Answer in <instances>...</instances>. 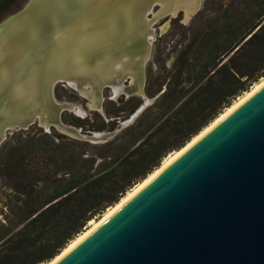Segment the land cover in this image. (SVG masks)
<instances>
[{"label":"water","instance_id":"95a60500","mask_svg":"<svg viewBox=\"0 0 264 264\" xmlns=\"http://www.w3.org/2000/svg\"><path fill=\"white\" fill-rule=\"evenodd\" d=\"M202 0H26L0 20V145L37 123L102 143L119 129L65 124L56 83L101 109L104 87L138 94L132 124L160 95L144 92L154 24ZM130 79L132 84L122 83ZM120 128V129H121ZM54 264H264V81L164 162L97 228Z\"/></svg>","mask_w":264,"mask_h":264},{"label":"trees","instance_id":"16d2710c","mask_svg":"<svg viewBox=\"0 0 264 264\" xmlns=\"http://www.w3.org/2000/svg\"><path fill=\"white\" fill-rule=\"evenodd\" d=\"M25 2L0 0V20ZM182 38L166 83L146 86L160 95L108 141L41 132L2 142L0 264L51 261L264 78V0H203Z\"/></svg>","mask_w":264,"mask_h":264},{"label":"flooded vegetation","instance_id":"af4514ba","mask_svg":"<svg viewBox=\"0 0 264 264\" xmlns=\"http://www.w3.org/2000/svg\"><path fill=\"white\" fill-rule=\"evenodd\" d=\"M190 21L187 24H189ZM179 24L187 25L183 22V13L181 11L174 16L172 15L165 16L159 19L154 24L155 39L152 41V51H151L150 59L148 60L145 67L146 80H145L144 92L147 94H149L146 87L147 84H151V81L156 79L158 80V82H161L163 78L168 79L169 77V76L166 77L169 71L166 68V63L162 64L161 59L159 60L157 54L158 46L162 42V40L168 35L173 37L183 36L184 28L180 29L178 27ZM182 41L183 38L182 40H180L178 44H176L175 52L180 47ZM165 83L162 81V83L160 84H165ZM116 84H132V83H130V79H126L122 83H116ZM102 95H103V100L101 103V109H98L90 106L92 104L90 99L80 94L78 90L68 85V83L60 81L56 83L54 87V96L56 99H58L60 102H68L75 105V108L73 110H64L61 113L62 121L65 124L78 127L81 129L82 132L88 134L111 132L117 129H119L117 131L119 132L121 129H123L121 128L122 122L128 117H130V115L136 110L138 106L144 103V98L138 94H131L128 96L125 93L116 94L113 88L109 86L103 88ZM30 127L32 131L30 130V132L28 133L40 134L41 132H48L54 134H63L53 126L48 131L45 130L43 127L39 126L37 123L32 124ZM30 127H28L27 129L14 130L11 133L7 134L6 139L11 138L12 136L18 133L27 132ZM91 144H101V143H91ZM2 186L4 187L2 191H5V189L7 188L4 185ZM8 193L9 190L7 189L4 200L6 209L8 208L7 207Z\"/></svg>","mask_w":264,"mask_h":264},{"label":"bare ground","instance_id":"6f19581e","mask_svg":"<svg viewBox=\"0 0 264 264\" xmlns=\"http://www.w3.org/2000/svg\"><path fill=\"white\" fill-rule=\"evenodd\" d=\"M264 81V78H262L258 83H256L252 88L245 92L242 96L238 97L234 103L226 108L216 119H214L208 126H206L202 131H200L197 135H195L188 143H190L195 138L202 135L206 130H208L218 119H220L225 113H227L229 110H231L234 106H236L245 96H247L255 87H257L260 83ZM187 143V144H188ZM186 144V145H187ZM183 148V147H182ZM180 150V149H179ZM177 150V151H179ZM177 151H174L170 153L168 156L164 158L161 165L166 162L174 153ZM160 165V166H161ZM159 166V167H160ZM158 167V168H159ZM158 168H156L152 173H150L143 181L136 184L131 190L127 192V194L121 198V200L115 204L114 206L108 208V210L103 214L102 217H100L98 220H91L89 222L90 227L86 228L81 234H79L75 239H73L56 257H54L51 261L45 263V264H54L58 259H60L65 253H67L72 247H74L79 241H81L85 236H87L90 232H92L95 228H97L102 222H104L109 216H111L130 196L132 192H134L138 187H140ZM92 223V224H91Z\"/></svg>","mask_w":264,"mask_h":264},{"label":"rangeland","instance_id":"374dc122","mask_svg":"<svg viewBox=\"0 0 264 264\" xmlns=\"http://www.w3.org/2000/svg\"><path fill=\"white\" fill-rule=\"evenodd\" d=\"M187 25L179 24L178 27L180 29H183V28L185 29L187 27ZM180 40H182L181 36L180 37H173V36L168 35L167 37H165L162 40V42L158 46V53H157L158 57L159 58L161 57L163 59V63H166V68H167V70H169L166 77H168L170 74L171 65L173 63V59H174L175 54H176L175 47H176V44H178L180 42ZM166 79L167 78H163L162 81L165 83ZM145 94H146V97H148V98L152 97L151 95H149L147 93H145ZM56 100L59 101L58 99H56ZM33 129H35V128H33ZM30 130H31V127L28 129L27 132H22V133H18V134L25 135L28 132H30ZM2 189H4V187L0 184V226H2V224L7 222L6 214L8 212V209H6L5 202H4L5 196H6L5 193L7 192V189H5V191H2ZM88 227H90V224L88 225Z\"/></svg>","mask_w":264,"mask_h":264}]
</instances>
